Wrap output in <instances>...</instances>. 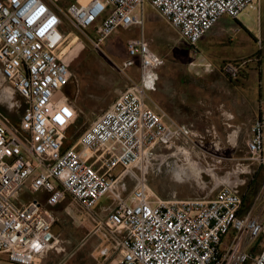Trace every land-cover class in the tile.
Instances as JSON below:
<instances>
[{
    "label": "built area",
    "instance_id": "built-area-1",
    "mask_svg": "<svg viewBox=\"0 0 264 264\" xmlns=\"http://www.w3.org/2000/svg\"><path fill=\"white\" fill-rule=\"evenodd\" d=\"M58 1L0 0V89L9 84L25 103L18 120L0 109V264H40L57 240L52 208L66 200L95 220L118 251L117 264H264V215L243 213L244 182H223L214 198L187 201L154 198L145 181L124 197L119 185L126 171L193 142L190 127L152 98L165 60L145 36L147 6L199 52L222 17L259 11L261 0H74L67 8ZM135 26L142 33L127 40L119 68L139 60V80L66 145L77 111L66 95L71 52H62L63 43L74 30L103 52L118 29ZM246 64L227 62L222 72L239 80ZM247 148L264 165V111ZM259 242L255 253L249 246Z\"/></svg>",
    "mask_w": 264,
    "mask_h": 264
},
{
    "label": "rangeland",
    "instance_id": "rangeland-1",
    "mask_svg": "<svg viewBox=\"0 0 264 264\" xmlns=\"http://www.w3.org/2000/svg\"><path fill=\"white\" fill-rule=\"evenodd\" d=\"M73 1L59 0L58 4L67 8ZM147 8L145 36L151 48L163 56L165 60L163 68L170 66L173 74L171 81L178 85L176 88L179 89L189 81L186 70L197 52L158 10L150 5ZM260 13L264 16V7ZM261 25L263 35L260 46L264 47V17ZM70 27L69 24L65 25L64 31L71 30ZM72 32L74 39L79 37L82 40V45L71 43L68 45L71 52L72 77L66 88V95L75 106L77 116L67 130L66 145L76 143L78 141L76 139L109 108L119 94L140 78L139 60L135 67L127 71L120 70L119 66L128 59L127 40L140 37L142 28L135 26L130 29H118L105 41L103 52L96 49L82 34L74 30ZM198 46L197 50L202 51L203 46L200 42ZM203 55L208 57L207 53ZM260 56L261 53H256L254 56L236 61L249 62L254 69H258L263 62ZM218 65L216 63V66ZM2 84L4 86L0 89V109L8 113L11 119L18 120L25 106L24 100L19 93L10 89L9 84ZM7 95H10V98H6ZM154 95L153 93V100L161 105ZM199 135L193 133V142L181 140L177 147L171 149L170 155L165 160L140 163L126 171L124 179L119 184L120 189L124 190V197L129 196L137 185L145 181L152 196L165 201L214 198L219 186L226 181L223 179L226 165L229 168V165L234 164L225 160L229 149L223 144L218 146V143H211L213 141L211 133ZM233 154H238L242 158L249 157L246 145H240ZM220 159L225 165L217 164ZM213 166H216L215 174L210 171ZM254 176L257 177L255 180L264 187V168L261 167L257 171L254 169L247 176L243 189L248 184L252 185ZM245 192L247 193V190ZM109 203L110 199L104 198L101 205L106 206ZM258 204H262L264 209V192L259 197ZM52 209L57 218L53 228L57 242L53 244L40 264L118 263V251L105 234L98 230L95 220L84 208L66 200ZM260 214L264 215V210Z\"/></svg>",
    "mask_w": 264,
    "mask_h": 264
},
{
    "label": "crops",
    "instance_id": "crops-1",
    "mask_svg": "<svg viewBox=\"0 0 264 264\" xmlns=\"http://www.w3.org/2000/svg\"><path fill=\"white\" fill-rule=\"evenodd\" d=\"M263 7L264 1L261 0L259 11L246 10L237 19L222 17L199 41L203 49L190 60L186 70L189 81L179 89L171 81L173 74L170 66L159 69L161 78L154 96L170 117L189 126L195 135L211 133V143H218V146L223 144L230 150L225 160L233 162L234 165L228 164L229 168L226 165L223 177L225 182L235 179L236 182L242 181L246 184L247 176L254 169L257 171L264 168V165L249 159L248 148V158L233 154L240 145L247 147L251 128L264 111V47L260 46L264 17L260 11ZM198 47L197 44L196 48ZM203 53H207L208 57ZM256 53H261L260 59L263 62L258 69H254L248 62L239 80H233L222 72V66L226 62L254 56ZM214 61L219 65L216 66ZM158 159L165 160L164 157ZM217 164L225 165L221 159ZM213 167L210 170L212 172L216 169V166ZM255 179L256 176L252 179L253 183L251 182L255 191L252 194V203L248 207L244 203L243 213L251 210L257 214L263 213V206L258 204V200L264 187ZM248 185L244 188L245 191H248ZM261 246L262 242H259L249 248L257 253Z\"/></svg>",
    "mask_w": 264,
    "mask_h": 264
},
{
    "label": "bare ground",
    "instance_id": "bare-ground-1",
    "mask_svg": "<svg viewBox=\"0 0 264 264\" xmlns=\"http://www.w3.org/2000/svg\"><path fill=\"white\" fill-rule=\"evenodd\" d=\"M83 1V0H82ZM69 43H71L72 45H77L78 46V44H81L82 45V40H80V38L79 37H77V39L75 38H73V32L71 31L70 32V34L68 35V37L66 38V40H65V42L63 43V45H62V52L64 53V52H67V51H69L70 50V48H69ZM1 78V77H0ZM9 93V92H8ZM6 98H10V95H7L6 96ZM158 158V157H157ZM192 165V164H191ZM201 167V166H200ZM183 169V171H185L186 169L183 167L182 168ZM56 242H57V240L55 241V244H56Z\"/></svg>",
    "mask_w": 264,
    "mask_h": 264
},
{
    "label": "trees",
    "instance_id": "trees-1",
    "mask_svg": "<svg viewBox=\"0 0 264 264\" xmlns=\"http://www.w3.org/2000/svg\"><path fill=\"white\" fill-rule=\"evenodd\" d=\"M76 140H78V138H77ZM253 192H255V191L253 190L252 185L249 184V185H248V191H247V194H246L245 197H244V203L247 204V203L249 202V204H247V207L250 206V204H251V202H252L251 200H252V194H253Z\"/></svg>",
    "mask_w": 264,
    "mask_h": 264
},
{
    "label": "water",
    "instance_id": "water-1",
    "mask_svg": "<svg viewBox=\"0 0 264 264\" xmlns=\"http://www.w3.org/2000/svg\"><path fill=\"white\" fill-rule=\"evenodd\" d=\"M51 241H53V240L51 239Z\"/></svg>",
    "mask_w": 264,
    "mask_h": 264
}]
</instances>
